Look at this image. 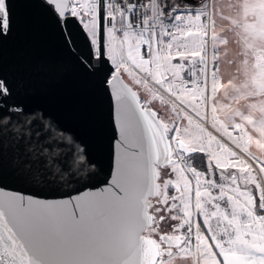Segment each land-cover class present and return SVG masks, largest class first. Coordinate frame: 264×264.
Instances as JSON below:
<instances>
[{
	"label": "snow or ice",
	"instance_id": "obj_1",
	"mask_svg": "<svg viewBox=\"0 0 264 264\" xmlns=\"http://www.w3.org/2000/svg\"><path fill=\"white\" fill-rule=\"evenodd\" d=\"M56 7L68 6L57 4ZM79 7V12L77 7H72L70 13L72 17L87 15L88 23L93 29H102L104 17H107L110 41L119 40L122 47L127 45L128 59L134 64L138 60V67L149 72L150 68L145 66L156 63L159 71L158 62L162 58L168 60L172 55L169 52L164 56L161 50L162 47L170 49L173 46L164 37H168L169 40H176L178 36L183 35L191 37L195 30V39L180 41L177 44V53L181 56L185 53L198 56L199 59L192 62L197 67L189 68L187 78L177 79L178 69H183L186 62L168 65L172 72V79L167 81L168 90L175 93L183 103L180 92L186 90V84L189 86L195 84L193 95L197 93L203 95L210 77L211 92L215 95L219 86L216 66L218 47L228 44L226 36L217 34L216 4L205 3L202 11L194 14L175 13L170 16L160 0H146L141 4L130 3L128 0H108L106 11L103 0H93ZM232 8L238 13L232 20L236 34L239 35L240 29H243L245 40L254 42V48L261 50L255 63L258 74L252 77L251 84L244 82L242 87L251 88L253 94L258 91L259 95L264 96V0H257L255 3L244 0L242 4H233ZM241 9L242 17L239 15ZM60 15L67 19L69 14L62 11ZM220 15L222 19H227L222 13ZM137 17L138 19H134ZM9 29L8 0H0V35H4ZM92 34L95 41L98 33L93 31ZM101 54L98 49L97 55ZM120 68L121 64H116L117 72ZM113 79L118 82L120 77L116 76ZM156 83L164 87L162 80L156 79ZM229 83L231 84V81ZM112 88L117 89L114 93L115 98L117 103L122 105L119 143L122 153L117 179L107 194L83 193L78 194L75 200L69 197L60 202L41 201L24 195L0 192V264H172L171 257L186 256L188 253L185 249L190 248L193 243L197 252L202 253L196 264H200V259H203V264H264V215L259 217L261 225L259 243L255 236L251 242L241 239L239 235L235 239L229 236L227 240L217 237L216 231L207 220L204 223L207 229L211 230V235L207 236V233L202 235L198 225L195 240L192 224L190 221L187 222L185 238L179 245L178 252L170 250L180 239L178 236L157 233V238H154L156 213L160 212V209L153 206L150 198L163 197L165 204L169 199L161 191V186L155 182L158 177L155 161L159 160L160 153L155 154V160L153 158V148L163 142L165 136L163 132H157L160 125L155 120V114L142 108L135 91L125 90L123 85L118 84H112ZM12 95V89L7 81L0 79V104L5 106L3 110L15 107L22 112L20 103L8 104V99ZM204 99L206 103L207 97ZM133 106L144 125L145 137L149 143L146 162L142 150L130 140V132L135 126ZM192 107L199 116V108L195 105ZM215 111L213 108V112ZM242 118L253 123L250 116ZM214 127L223 136H228L229 127L238 128L239 124H231L229 127L216 126L214 121ZM149 132L152 133L151 136L148 135ZM157 134L159 141L156 139ZM260 135L264 136V122L261 123ZM210 138L211 135L209 140ZM217 147L228 152L223 143ZM180 148L184 149L183 143L180 144ZM164 152L167 154L165 160L171 159L167 144L164 146ZM182 154L181 152L180 155ZM229 155L235 156V152ZM220 163L221 161L217 159L216 165L219 166ZM172 171L179 172L175 163L172 164ZM261 171H264V167ZM170 186V180L163 182L164 188ZM196 195L200 196L199 191ZM261 197L259 207L264 209V191ZM171 199L175 201L176 197ZM180 199L183 200V197ZM157 202H160L159 199ZM248 203H252L251 196ZM196 207H200L199 199L196 201ZM183 209V217H190L187 204H184ZM247 215L255 220L251 209ZM171 218L176 219V215ZM257 253L260 254L259 257Z\"/></svg>",
	"mask_w": 264,
	"mask_h": 264
},
{
	"label": "water",
	"instance_id": "obj_2",
	"mask_svg": "<svg viewBox=\"0 0 264 264\" xmlns=\"http://www.w3.org/2000/svg\"><path fill=\"white\" fill-rule=\"evenodd\" d=\"M69 6L70 0H8L10 29L0 35V79L13 92L8 104L20 103L23 111H4L0 104V192L60 202L83 193L107 194L117 179L122 105L112 84L135 91L140 102L141 98L105 54V17L93 45ZM62 11L69 14L67 19ZM141 106L155 114L157 132L165 136L153 148L154 160L160 153L155 161L158 173L175 162L172 157L165 160L164 146L172 153L171 139L155 109ZM133 112L130 140L146 162L148 139L134 106ZM181 143L179 149L187 154ZM155 182L159 184V173ZM175 236L180 239L170 250L183 241L181 234Z\"/></svg>",
	"mask_w": 264,
	"mask_h": 264
},
{
	"label": "rangeland",
	"instance_id": "obj_3",
	"mask_svg": "<svg viewBox=\"0 0 264 264\" xmlns=\"http://www.w3.org/2000/svg\"><path fill=\"white\" fill-rule=\"evenodd\" d=\"M243 2L244 0H183L185 7L189 8L186 13L193 14L200 11L205 3L216 4L217 34L226 36L228 39L227 45L218 47L219 55L216 66L219 86L215 95L211 92L209 77L203 95L199 93L193 95L195 84L191 86L186 84V90L180 92L183 103L175 93L168 90L167 81L172 79V72L167 66L179 64L184 56L191 55L189 53H185L183 56L179 55L177 44L180 41L194 40L195 30L191 37L183 35L178 36L176 40H169L168 37H165L164 39L173 46L170 49L162 47L161 50L164 56H167L169 52L172 55L170 59L162 58L158 62L159 71H157L156 63H153L152 66H145L152 69L150 72H153L150 73L138 67V60L135 64L130 61L127 57V45L122 47L119 40L110 41L107 26L104 29L106 56L114 68H116V64H121L122 77L138 92L143 104L155 109L172 142L173 139L174 141L176 139L184 141L201 154L202 164H205V159L206 162L217 167H210L209 171L203 169L199 172L192 163L181 164L178 162L176 163L179 169L178 173L172 171V164L168 166L167 170V173L172 174L171 177L165 175L166 171H163L164 174L162 172L161 191L168 197L170 194H174L176 191L171 186L164 188L163 182L169 180L175 182L181 186L183 200L179 198L170 201L168 199L165 204L163 197H156L155 200L159 199L160 201L155 205V208L160 209V212L156 213V217L164 216L166 219H172L171 217L176 215L175 220L179 223L174 230H180L182 233H186L187 222L190 221L193 240H195L198 225L202 235L205 233L207 236L211 235V230H208L204 223L207 220L216 234L232 233L237 235L246 232L251 240L255 236L259 243L261 231L259 217L264 215V209L259 207L261 193L264 191V171H261L264 167V136L260 135L261 123L264 122V96L259 95L258 91L253 94L251 88H245L242 85L244 82L251 84L252 77L258 74L255 63L261 50L254 48V42L245 40L243 29H240L239 35L234 31L235 25L232 24V20L237 17L238 13L232 8V5ZM249 2L255 3L257 0H249ZM87 3L90 2L88 0H71L69 12L71 13L74 6L79 12V6ZM221 13L227 19H222ZM239 15L243 16L242 9ZM76 17L83 24L93 45H96L97 39L93 41L92 33L97 29H93L92 25L88 23V16ZM118 35L120 34L118 33ZM245 60H247V64H245ZM127 61L129 62L127 63ZM178 71L177 79L187 77L183 69H178ZM147 73L152 76L154 84H151L144 75ZM156 79L162 80L164 87L157 84ZM167 94H170L172 98H169ZM204 97H207L206 103ZM193 105L199 108V116L196 115ZM213 108L216 109L215 112H213ZM242 116H250L253 123H249ZM214 121L216 126L229 127L231 124H239V127H229L228 136H223L222 133L217 132ZM220 143L224 144L228 152L217 147ZM174 149L177 150L176 145ZM231 152H235V156H230ZM217 159L221 161L219 166L216 165ZM197 191L200 193L199 197L196 195ZM249 196L252 197L251 204L248 203ZM197 199L200 200L199 208L196 207ZM184 204H187L191 213L190 217H183ZM249 209L253 212L254 221L247 215ZM205 213L208 215L206 216ZM185 250L188 253L186 256L174 255L171 257L172 264H196V260L202 256V253L197 252L195 243ZM178 251L179 248L174 252ZM200 264H203V259H200Z\"/></svg>",
	"mask_w": 264,
	"mask_h": 264
},
{
	"label": "flooded vegetation",
	"instance_id": "obj_4",
	"mask_svg": "<svg viewBox=\"0 0 264 264\" xmlns=\"http://www.w3.org/2000/svg\"><path fill=\"white\" fill-rule=\"evenodd\" d=\"M167 134L169 135L168 132H167ZM170 139H171V137H170ZM179 141L183 142L186 145V147L188 149L187 150V154H185L184 151H182V150L179 149V146H178V142ZM175 145H176V149L177 150L174 149L175 148ZM174 151H176V152L174 153ZM171 152H172L171 153V157L173 159H175V162H174L175 164L178 163V162H180L181 164L192 163V165L197 170H199V172L202 171L203 169H206L207 171H209L210 167L217 168L216 166H213V164H211L209 162H206L205 159H204V163L205 164H202L203 163V159H202L201 154H199V152L196 149H193L191 146H189L188 144H186L182 140L176 139V141H174V139H173V142L171 140ZM181 152L183 153L182 155H180ZM168 166L169 165H167L165 167H162V168H159V170H158V173H159V185H160V180L162 178V175L164 174L165 171H166V174L165 175H167V177H171L172 176V174L170 172L167 173ZM162 172H163V174H162ZM171 187L176 192L174 194H170L169 200L171 201L172 200L171 199L172 197H176V199H179L182 196L181 186H178L175 182H172L171 181ZM151 201H152V204H153L154 207L158 203L155 200V198L151 199ZM178 223L179 222L177 220H175V219H166L164 216H159L156 219V222H155V225H154V227L156 228V233H154V238H157V233H158V235L167 234L169 236H175V235H178V234L180 235L181 234V236H182V238L184 240L185 233H182L180 230H174L175 229V226ZM175 250H177V249H173L172 251H175Z\"/></svg>",
	"mask_w": 264,
	"mask_h": 264
},
{
	"label": "built area",
	"instance_id": "obj_5",
	"mask_svg": "<svg viewBox=\"0 0 264 264\" xmlns=\"http://www.w3.org/2000/svg\"><path fill=\"white\" fill-rule=\"evenodd\" d=\"M89 2H93V0H88ZM128 2H130V3H136V4H141V3H145L146 2V0H128ZM160 2H161V5L162 6H165L166 7V11H167V13H168V15L170 16V15H172V14H175V13H186L188 10H189V8H187V7H185L186 5L185 4H183V0H160ZM107 3H108V0H104V5H105V8H104V10L106 11L107 10V8H106V5H107ZM203 8V7H202ZM202 8H200V11H202ZM107 17H105V20H106V25L105 26H107ZM117 19H119V17H117ZM134 19H138V17L137 18H134ZM165 38V37H164ZM153 51L155 52L156 51V46L154 45V47H153ZM141 55H143V49H142V51H141ZM199 59V57L198 56H196V57H194V56H192V55H186V56H184L183 57V59L181 60V62H186V66L183 68V70H184V72H185V74H186V76L188 77V75H189V72H188V70H189V68H196L197 66L194 64V63H192L193 61H196V60H198ZM129 61H127V63H128ZM180 62V63H181ZM153 64H151V66H152ZM150 66V67H151ZM150 70H152L151 68H150ZM151 72H153V71H151ZM150 72V73H151ZM145 76H146V78L148 79V81L151 83V84H154V82L152 81L153 80V78H152V76L149 74V73H147V75L146 74H144ZM186 77V78H187ZM167 96L169 97V98H172L171 97V95L170 94H167ZM141 103H142V101H141ZM142 105L143 106H145V107H147L145 104H143L142 103Z\"/></svg>",
	"mask_w": 264,
	"mask_h": 264
},
{
	"label": "crops",
	"instance_id": "obj_6",
	"mask_svg": "<svg viewBox=\"0 0 264 264\" xmlns=\"http://www.w3.org/2000/svg\"><path fill=\"white\" fill-rule=\"evenodd\" d=\"M189 5V4H188ZM241 237V239L243 240H247L248 242H251V237L249 236V234H247L246 232L245 233H241V234H237ZM237 235H234L232 233H228V234H224V233H219L217 234V237H223L225 240H227L229 238V236L232 238V239H235ZM212 244H214V241H212ZM218 251V250H217ZM259 253H257V257H259ZM222 259V258H220Z\"/></svg>",
	"mask_w": 264,
	"mask_h": 264
},
{
	"label": "trees",
	"instance_id": "obj_7",
	"mask_svg": "<svg viewBox=\"0 0 264 264\" xmlns=\"http://www.w3.org/2000/svg\"><path fill=\"white\" fill-rule=\"evenodd\" d=\"M70 2H71V0H70ZM70 13V12H69ZM80 21V20H79ZM83 25V24H82ZM209 164V163H208Z\"/></svg>",
	"mask_w": 264,
	"mask_h": 264
}]
</instances>
